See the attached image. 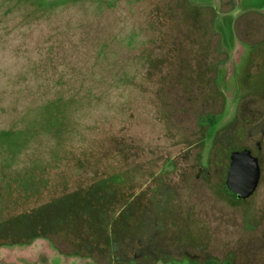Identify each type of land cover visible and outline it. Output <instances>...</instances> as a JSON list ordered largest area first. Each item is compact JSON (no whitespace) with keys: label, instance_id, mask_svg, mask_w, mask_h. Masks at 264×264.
Here are the masks:
<instances>
[{"label":"rangeland","instance_id":"374dc122","mask_svg":"<svg viewBox=\"0 0 264 264\" xmlns=\"http://www.w3.org/2000/svg\"><path fill=\"white\" fill-rule=\"evenodd\" d=\"M260 22L253 41L264 0H0V232L25 213L64 220L54 238L1 232L0 264H162L126 261L147 235L163 264H264V88L239 115L241 144L261 143L255 195L219 194L199 163Z\"/></svg>","mask_w":264,"mask_h":264},{"label":"flooded vegetation","instance_id":"af4514ba","mask_svg":"<svg viewBox=\"0 0 264 264\" xmlns=\"http://www.w3.org/2000/svg\"><path fill=\"white\" fill-rule=\"evenodd\" d=\"M260 24H263V22L258 23L257 28L254 32V37L249 41L250 44H248L247 54L244 57L245 59L244 61L247 64V67L243 69L244 72L242 76L239 78L240 79L238 81L239 83L233 85L232 87L229 86L231 90L235 93L237 99L233 115L229 121H227L222 125H219L213 130L208 143L206 156L202 157L200 155V162H199L201 169L209 171L210 173L213 170L219 172L217 175L221 180V183L220 186L217 187L216 191L221 195L223 194L230 195L231 197H234L236 201H246L251 199L255 195V193L259 190V186L262 180V164H261V158L259 156L261 143L260 141H256L255 149L251 145L241 144V142H243L247 136L246 132L244 131V125L249 123L250 120L249 118H244V119L239 118V115L243 114L242 112L243 108H245V110L247 109L246 114L250 113L249 107L248 108L245 107L246 100H249L250 102L253 99L252 96L257 94L260 90L264 88V35L262 39H259L258 41H253L255 39L256 33L259 31L258 26ZM213 118L214 116H212V114H208L205 116L206 119L205 122H207L208 126L215 125V123L211 125L213 122ZM240 124L241 126L239 127ZM231 127H235V129L238 131L236 132L235 135H233L232 137L226 140L228 142V145L224 148L225 154H223L221 149L218 148L216 149V147L219 145V132L224 131L227 128L229 129ZM245 149L250 150L251 154L258 159L259 166L261 169V177L255 192L247 199L238 200L235 197V194L228 188L227 179L231 166V154L233 152L243 151ZM203 159H204V163H202ZM142 238H144L145 240L144 242H140L142 243V247L139 248L138 252H130L131 250L127 252L126 261L129 259H133L135 261H137L138 259L144 260V258L154 259V260L160 259V261H162L163 264L165 260L162 251L161 252L154 251V250L160 251L162 247L153 248L154 239H156V236L153 237V235L151 236L147 235ZM149 238H151L150 241H148ZM180 255L182 256L186 255L189 261H194L200 264H213L212 261H214V263H222L226 261L227 264H236L235 259L232 256L228 257L226 260L222 262H218V258L211 254H201L195 251L181 252ZM113 259L114 261L117 260L118 259L117 255H113L112 260ZM256 264H258V262Z\"/></svg>","mask_w":264,"mask_h":264},{"label":"water","instance_id":"95a60500","mask_svg":"<svg viewBox=\"0 0 264 264\" xmlns=\"http://www.w3.org/2000/svg\"><path fill=\"white\" fill-rule=\"evenodd\" d=\"M261 177L258 159L250 150L236 151L231 154V166L227 186L240 199L249 198L256 190Z\"/></svg>","mask_w":264,"mask_h":264},{"label":"trees","instance_id":"16d2710c","mask_svg":"<svg viewBox=\"0 0 264 264\" xmlns=\"http://www.w3.org/2000/svg\"><path fill=\"white\" fill-rule=\"evenodd\" d=\"M40 7L42 6V2L39 3ZM38 6V7H39ZM206 121V119H203ZM214 124V118L213 122L211 125ZM64 206V204L62 205ZM62 206H60L62 208ZM61 216H54L52 219L49 220H43L41 217V214H20L14 218H10L8 222H6L5 226L2 227V231L4 232L3 236L4 241H9L11 243L18 242L21 240H25V238L28 237H36V236H44V237H55V235H50V231H52V227L62 225L63 223V216H62V211ZM37 226L41 227L42 232L37 231ZM4 229V231H3ZM13 233V237H10V235H7V231ZM28 230L27 232H25ZM0 232V233H1ZM7 233V234H5ZM2 234V233H1ZM1 236V235H0Z\"/></svg>","mask_w":264,"mask_h":264}]
</instances>
